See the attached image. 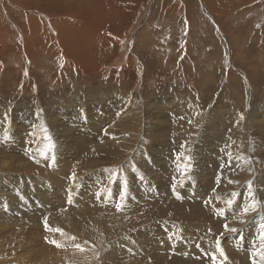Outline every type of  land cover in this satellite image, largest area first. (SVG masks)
Masks as SVG:
<instances>
[{
    "label": "rangeland",
    "instance_id": "374dc122",
    "mask_svg": "<svg viewBox=\"0 0 264 264\" xmlns=\"http://www.w3.org/2000/svg\"><path fill=\"white\" fill-rule=\"evenodd\" d=\"M31 1L0 0V264H264V0ZM71 10L112 39L76 38L93 76L25 56L20 22Z\"/></svg>",
    "mask_w": 264,
    "mask_h": 264
},
{
    "label": "bare ground",
    "instance_id": "6f19581e",
    "mask_svg": "<svg viewBox=\"0 0 264 264\" xmlns=\"http://www.w3.org/2000/svg\"><path fill=\"white\" fill-rule=\"evenodd\" d=\"M15 2H17V1H14V3ZM8 6H9V4H8ZM5 7H6V5H5ZM45 9H46V7H45ZM46 10L49 13L50 10L49 9H46ZM47 11H46V13H47ZM12 12H13V14H16L17 13V8H14V7L12 9L11 8H9V9L7 8V11H6L7 15L11 14ZM37 13L39 15H44L45 17H47V15L42 13L41 10L40 11L38 10ZM71 13L72 14L74 13L73 15H75L76 12H74V10H71L70 14L68 16H64L63 15L66 18H64L62 20H59V22L56 24V27L58 28V31H57L58 37H55V38L54 37H48V38H45V39H44L43 32H44V30L46 31L47 27L45 28V26L47 24L45 25V22L43 20H41L40 17H35V18L34 17L33 18L30 17L31 19H30L29 23L26 24V22L21 21L22 16L19 15V18H20V21H21V22L20 21L19 22L22 23V30H23L22 32L24 33L23 36L25 37V50H24L25 51V56H28V58H29L28 60L31 62V64H33L34 63L33 61H34L35 58H39L42 55H53L54 56V55H56V52L60 51V49L63 48V50H64V54L63 55L65 56V59L67 60L66 63H65V66H67L68 68H71V69H77L79 71H83V73L86 74L87 76H93L95 71L91 68L92 64L88 65L85 62H81V63L77 62L79 60L78 59V55H79V52H80V51H78L79 49H78L77 43H79V41H83V40H86L85 42L87 43V40L90 39L89 42H91V44L93 42H95V44H103V45H105V47L108 46L106 48H111L109 45H112V39H111V37H108V39H107V37H104V36H99L98 37V34H99L98 26H94V25L93 26H88L87 24H85L84 26H81L79 23H76L77 20L75 19V17L72 16ZM0 17H1L0 18V23H1V19L3 21V17L1 15H0ZM51 17H53V16H51ZM1 26H4V25H1ZM0 31H5V29L2 30L1 27H0ZM30 33H31V35H30ZM49 36H50V34H49ZM36 38L40 42L39 41H35ZM72 39H75V41L73 43H72ZM98 47H101V46H98ZM6 50L8 51V49L5 46H3L2 50H0V52L3 53ZM87 60H91V57L89 55L87 57ZM84 63L86 65H84ZM132 108L133 107H130V109H132ZM132 110H134V108ZM132 113L130 115H132ZM71 114H73V113H71ZM135 114L137 115L136 117H139L138 113L135 112ZM75 115H77V113L74 112L73 119H66L67 121L71 122V126H73V127H76L77 125L82 123L80 119H77L75 117ZM69 116L70 115H67V118ZM40 120H41V122H49V119H40ZM242 121L246 122L245 119H242ZM243 122L240 125L239 131H238V133H239L238 135H240V138L238 139V142L235 143L236 150L234 152L236 153L237 158H234L235 156L231 157V159L234 162L238 161L241 164V166L243 168V174L236 176L235 178L237 179V181H235L234 183H235L236 189H239L240 187H243V186H250V184L254 185L256 187V189L253 190V191L256 194H258L257 184H258V180L260 178V175L263 176V174L261 173V172H263V170L259 171L255 167V165H254V163L252 161V158L250 156L251 138H249V134H248L251 125L246 122L245 123V128L242 131L241 129L243 128ZM256 122L259 125V122L258 121H256ZM120 123H121V121H120ZM61 126L63 127V125H61ZM0 127H2V126H0ZM64 128H65V126H64ZM70 129H71V127L67 128V129L56 128V130L52 131V132H53V134H55L57 136L56 139H58L59 138L58 137L59 133H63V132H65L67 130H70ZM52 132H50V133H52ZM38 136L42 139L41 135H38ZM38 136H36V137H38ZM49 136L50 135L45 134L46 138H48ZM122 137L125 140V142L127 143L126 136L124 135ZM41 143H43V144L42 145L40 144L41 146L39 145V147H45L48 144L45 140H43ZM36 148L37 149L33 150V155L34 156L39 154L38 146H36ZM7 165H9V164H6L5 167H0V171H1L2 175L3 174H5V175L9 174V173H5V170L9 169L7 167ZM5 177L6 176H1L0 178L4 179ZM1 179H0V181H1ZM182 180H184V179H182ZM107 184H110V182L108 181ZM0 194H2V193H0ZM235 194H238V192H236ZM221 197L222 196H220V198ZM247 198L250 199V200L255 201V198L252 195H248ZM241 214H245V211L244 210L241 211ZM257 215L258 216H256V217L259 218L260 220L264 219L263 212H258ZM250 220H251L250 218L242 219L240 217H236L235 221L233 223V226L236 229H238V227H239L238 224L241 223L243 225V230H244V231H242L241 234H243L244 232L246 233L245 225L248 224ZM254 237H256V236H254Z\"/></svg>",
    "mask_w": 264,
    "mask_h": 264
},
{
    "label": "snow or ice",
    "instance_id": "6c2138e0",
    "mask_svg": "<svg viewBox=\"0 0 264 264\" xmlns=\"http://www.w3.org/2000/svg\"><path fill=\"white\" fill-rule=\"evenodd\" d=\"M261 227H262V228H264V225H261ZM225 228L227 229V226H225ZM227 230H229V231H232V232H236V231H237L235 228H232V229H227ZM57 231H59V230H57ZM52 243H54V244H55V241H52ZM57 246H59V245H57ZM221 255L223 256V255H224V253H223V252H221Z\"/></svg>",
    "mask_w": 264,
    "mask_h": 264
}]
</instances>
